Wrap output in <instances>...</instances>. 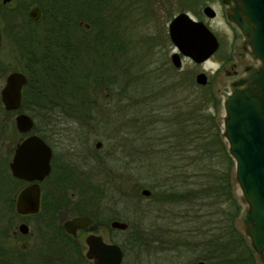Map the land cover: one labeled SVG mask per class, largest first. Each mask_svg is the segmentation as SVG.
I'll use <instances>...</instances> for the list:
<instances>
[{
	"label": "trees",
	"instance_id": "obj_1",
	"mask_svg": "<svg viewBox=\"0 0 264 264\" xmlns=\"http://www.w3.org/2000/svg\"><path fill=\"white\" fill-rule=\"evenodd\" d=\"M209 1L212 0H181L180 10L200 13V7ZM32 5L40 7L38 20L27 15ZM125 7L128 8L125 0L0 2L2 44H8L17 61L10 66L0 59V81L11 70H20L27 78L17 110H5L0 101V199L5 198L6 188L15 181L8 160L22 134L15 128L13 114L23 111L32 116L35 120L31 131L48 141L45 127L54 126L58 119L84 125L103 114L98 100L99 95H105L102 89L118 88L117 94L123 95L121 91L128 87H143L146 99L136 98L140 94L137 91L130 92L124 107L129 109L127 121L135 138L142 139L136 149L138 188L150 189L151 194L145 197L156 205V215L175 205L179 213L186 207V215L202 219L200 225L191 218L178 221L181 225L191 224L188 228L178 227L179 232L185 231L182 235L175 237L172 230L156 227L149 232L171 234L137 235L126 240L132 241L128 245L172 246L167 241L186 240L191 237L188 231H198L203 236L190 239H205L210 262H219L222 253L226 261H236L246 249L253 250L243 231L235 226L243 202L235 195L234 161L217 117L221 99L209 82L198 85L190 72L177 70L165 55L160 58L164 74L148 75L126 88L129 82L123 76L129 58L128 26L121 20ZM40 121L45 123L43 127H39ZM5 142L11 143L7 156L1 149ZM63 171L61 183H92L83 174L73 178L69 169L63 167ZM77 205L84 210V200ZM150 208L153 210L152 204ZM112 219L118 217L108 220Z\"/></svg>",
	"mask_w": 264,
	"mask_h": 264
},
{
	"label": "rangeland",
	"instance_id": "obj_2",
	"mask_svg": "<svg viewBox=\"0 0 264 264\" xmlns=\"http://www.w3.org/2000/svg\"><path fill=\"white\" fill-rule=\"evenodd\" d=\"M125 2L128 8L125 7L126 9L122 10L124 16H122L121 20L123 25L128 26L126 38L129 40V58L125 61L128 66L124 68L123 76V80L129 82L126 88L134 81H141L148 75L155 74L157 76L164 74V71L162 73L160 68L161 56L165 55L171 65L169 55L175 49L167 38V23L178 12L185 11L196 19H202L209 24L213 33L220 38L222 48L215 57H209L203 63H194L190 59L183 57V59L181 58L180 70L190 72L194 78L195 73L199 72L200 68L204 69L208 75L210 87L221 99L217 117L221 123L222 130L224 114L222 100L223 96L228 92L227 86H223V83L230 80L224 68L226 67L225 69L229 70L230 67L228 64H224L221 68L217 58L224 54V47H226L225 49H230V52L233 46L236 48L235 52L240 50V38L239 41H234V38L239 36L238 29L227 20L224 12H222L220 0L207 2L211 3L213 9L217 11L213 19L204 16L201 12V7L200 13H195L187 8L180 10L181 0H125ZM221 6L223 5L221 4ZM0 59L10 66H14L17 63L8 44L5 46L2 44L0 47ZM3 83L4 78L0 81V87ZM134 88L136 89V87L132 86L130 90L128 87L127 90L121 91L123 95L117 94L118 88L102 89L105 95H99L98 100L101 103L103 114H97L95 120H91L84 125L78 121L64 120L60 122L58 119L54 126L45 127L49 129L44 131L48 132L47 138L52 147L53 157L56 158L57 162L61 161L63 166L72 171L71 175L73 178L83 174L92 183L106 184L102 188L107 189L112 194L110 202L112 212L110 215L126 221L128 226L133 228L131 231L144 228L146 232H149L150 229H156V227L170 230H176L178 227L188 228L191 226L190 223L183 222V225H181L178 222L187 218L195 220L197 225H200L202 216L186 215L184 211L187 209L186 207H179L182 211L179 213L178 206L173 205L167 208L165 213L156 215L153 212L156 205L148 197L140 194V189L138 188L140 183L138 172L140 169L138 167L136 149L141 144L142 139L137 141V138H135L134 130L127 121L129 109L124 107L125 104L129 103L130 92L135 93L137 91L136 93L140 94L136 98L146 99L144 95L146 89L141 87L135 90ZM112 93L114 94L111 95ZM164 101L167 102L166 98ZM158 102L163 101L158 100ZM14 115H12V118H14ZM44 124L43 121H40L39 127H43ZM96 141H100L98 147L95 146ZM10 145L11 143L9 142L1 144L4 156L9 154ZM235 195L241 196L238 188H235ZM151 204L153 205V210L150 208ZM244 207L245 204L243 203ZM7 215L5 209L0 206V226H8L10 224L11 219ZM206 220L207 218H204V221ZM235 226L240 231H243L240 216L236 218ZM108 236L117 244L129 248L128 244L125 245V241L132 238H126V234L112 230L109 231ZM197 239L201 240L200 237ZM194 254L191 251H183L180 260L177 262L187 263ZM169 255L170 253L166 254V256ZM133 257L136 258L135 253L130 250L127 261L133 262ZM143 262V260H139L134 264ZM258 262H260L259 259Z\"/></svg>",
	"mask_w": 264,
	"mask_h": 264
},
{
	"label": "water",
	"instance_id": "obj_3",
	"mask_svg": "<svg viewBox=\"0 0 264 264\" xmlns=\"http://www.w3.org/2000/svg\"><path fill=\"white\" fill-rule=\"evenodd\" d=\"M10 1L1 0V3L7 4ZM234 1L236 5L232 7L231 13H227V19L238 26L249 43L251 56L257 58L260 65L252 68L243 79L235 81L231 90L223 96L222 135L233 158L234 179L245 204L240 215L243 232L259 261L264 264V0ZM202 12L207 17L215 15V10L209 4L204 5ZM27 15L32 20H38L41 15L40 7L32 5L27 10ZM84 26L87 28L88 23L85 22ZM167 33L176 49L170 54V61L176 68L181 67V55L194 63H201L219 46L213 31L203 21L194 19L185 11L173 15L167 24ZM1 40L0 34V46ZM26 80L25 74L20 70L6 73L0 87V101L5 110H17L20 107ZM195 82L205 85L206 73L197 72ZM13 119L16 130L24 135L14 147L8 168L13 177L33 181L19 191L15 207L19 213L35 212L39 205L38 182L50 171L52 149L41 136L31 132L34 124L32 116L19 111ZM99 145L100 141H96L95 146ZM140 194L149 196L151 191L142 187ZM90 223V217L77 215L66 220L63 226L66 231L74 233L76 227H84ZM110 226L123 230L128 223L112 219ZM18 230L26 233L27 225L20 223ZM85 242V256L94 264H120L122 252L117 243L105 242L96 234L87 235Z\"/></svg>",
	"mask_w": 264,
	"mask_h": 264
},
{
	"label": "flooded vegetation",
	"instance_id": "obj_4",
	"mask_svg": "<svg viewBox=\"0 0 264 264\" xmlns=\"http://www.w3.org/2000/svg\"><path fill=\"white\" fill-rule=\"evenodd\" d=\"M220 3L223 5L221 6L220 4V8L227 18V13L232 12V7L236 5V2L234 0H227V2L220 0ZM206 4L211 6V3ZM204 5L201 6V12ZM216 12L217 11H215V15ZM215 15L213 17H206L213 19ZM196 20L203 21L200 18ZM230 23L238 29L239 36H236L234 41H239L240 38V50L235 52L234 50L236 48L233 46L230 52V49H225L226 47H224V54L217 58L221 68L224 64H228L230 67L229 70L225 69L226 67L224 68L227 77L230 78L228 82L223 83V86H227L228 91L231 90L232 84L235 81L243 79L249 74L252 68H257L260 65V61L251 56L249 43L238 26L233 21H230ZM205 24L209 27L208 23ZM167 37L169 39L168 33ZM217 38L219 46L210 57H215L222 48V42L218 36ZM181 58L183 59V56H181ZM171 65L173 66L172 63ZM180 68L176 69L180 70ZM200 71H204V69L200 68ZM240 86L241 85H237V87ZM45 141L49 144L47 140ZM50 165L51 168L49 173L38 182L39 205L38 210L35 212L19 213L15 207L19 191L33 181H25L11 175L12 179L15 181L6 188L8 192L4 193L5 198L0 199L1 208L5 209L8 214L7 216L11 219L10 224L8 226H3L4 230L0 231V264H94L91 259L85 256L87 250L85 239L89 234L100 235L105 242H114V240L108 236L109 231L112 230H117L122 234H126V238L148 234H168V236L171 234L166 231H131L127 230L129 226L123 230L111 227V220L108 219L112 217L110 215L112 212L110 206L112 194L109 193L107 189L102 188L103 185L105 186L106 184L98 182L61 183V172L64 174L63 167L65 166H63L61 161H56V158L53 157V151ZM17 180H20V182ZM80 199L81 201L84 200V210L78 208L77 203L80 202ZM65 202L67 205L64 204ZM77 215L90 217L92 223L84 227H76L74 233L66 231L63 226L64 222ZM20 223H25L27 225L28 230L26 233H22L18 230V225ZM196 232L188 231L187 233L191 234V237L194 235L203 236L202 233ZM183 233H185V231L179 232L177 229L172 230V234L175 237ZM190 238L186 240L171 239L167 242L172 244V246L166 247L129 246L128 248L127 246L118 244L122 252L120 264H134L139 260L144 261L140 264H262L258 262L257 254L248 249H246L245 255L237 258L236 261H231V258H228L229 261H226L227 257L222 253L219 257V262H210L204 244L205 239L193 240ZM129 242L132 241H125V245ZM130 250L135 253L136 258L133 257V262L127 261ZM183 251L195 253L187 263L177 262L180 260ZM167 253H170V255L166 256Z\"/></svg>",
	"mask_w": 264,
	"mask_h": 264
}]
</instances>
